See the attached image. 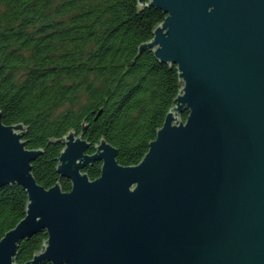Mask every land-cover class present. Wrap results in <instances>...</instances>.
Masks as SVG:
<instances>
[{
  "label": "water",
  "instance_id": "water-1",
  "mask_svg": "<svg viewBox=\"0 0 264 264\" xmlns=\"http://www.w3.org/2000/svg\"><path fill=\"white\" fill-rule=\"evenodd\" d=\"M139 3L166 14L139 53L177 66L174 105L137 164H121L104 137L88 152L86 124L58 139L70 191L37 181L42 150L0 109V187L28 195L0 239V264H20L21 242L41 231V250L23 264H264V0Z\"/></svg>",
  "mask_w": 264,
  "mask_h": 264
},
{
  "label": "trees",
  "instance_id": "trees-1",
  "mask_svg": "<svg viewBox=\"0 0 264 264\" xmlns=\"http://www.w3.org/2000/svg\"><path fill=\"white\" fill-rule=\"evenodd\" d=\"M165 16L139 0H0V109L4 123L26 125L27 148L42 150L32 163L40 184L71 190L57 170L58 139L84 124L88 152L104 137L121 164L144 157L182 85L176 65L139 53ZM101 167L95 161L85 171L95 179ZM27 203L20 185L0 187V239ZM46 238L41 231L24 239L16 261L32 259Z\"/></svg>",
  "mask_w": 264,
  "mask_h": 264
}]
</instances>
